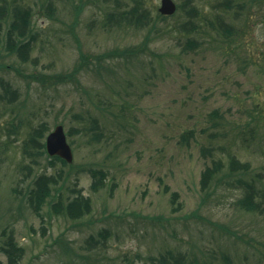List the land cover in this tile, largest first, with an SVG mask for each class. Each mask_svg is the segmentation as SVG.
Returning <instances> with one entry per match:
<instances>
[{
    "label": "rangeland",
    "instance_id": "rangeland-1",
    "mask_svg": "<svg viewBox=\"0 0 264 264\" xmlns=\"http://www.w3.org/2000/svg\"><path fill=\"white\" fill-rule=\"evenodd\" d=\"M0 1L30 7L35 33L22 60L5 48L12 17L1 21L0 245L11 231L23 249L17 264H158L167 252L186 264H264V216L237 204L249 183L264 204V0H188L197 16L174 0L182 7L165 20L155 17L160 0H141L155 19L138 30L100 26L104 12L131 0H82L77 19L66 0L51 17L53 0ZM143 41L139 56L97 65L101 53ZM81 55L87 66L74 71ZM55 74L71 76L56 83ZM5 82L16 96H3ZM58 123L69 131L71 165L33 163L24 140ZM202 147L225 173L230 155L249 168L202 191ZM89 169L105 172L104 186L92 188ZM43 172L55 182L38 215L27 196ZM77 189L90 198L88 213L72 219L53 209Z\"/></svg>",
    "mask_w": 264,
    "mask_h": 264
},
{
    "label": "trees",
    "instance_id": "trees-1",
    "mask_svg": "<svg viewBox=\"0 0 264 264\" xmlns=\"http://www.w3.org/2000/svg\"><path fill=\"white\" fill-rule=\"evenodd\" d=\"M56 1L61 0H53L50 1V4L47 3V11L51 17L53 13L56 11L55 3ZM69 4H71L72 9L74 10V19H77L79 13L82 11V6L84 2L82 0H66ZM132 5L129 6L125 4L123 7L118 9H109L104 12L103 17L100 22V26L104 29H123L132 27L136 30L143 29L144 27L149 26L154 23L155 17L157 19L165 20L169 16L161 15L158 12L155 14V17L151 15V11L147 7L141 6V0H131ZM186 0L185 3H187ZM229 2L231 0H228ZM226 3H221L225 7H230V3L225 1ZM190 1H188L189 5ZM181 4L177 5V12L181 8ZM52 11V12H51ZM186 12L188 14H194L197 16L199 14L197 8L194 5H189ZM11 16L12 19L8 23L6 34H5V48L10 53H16L20 56L22 60L28 59V54L30 52L32 42L35 39V33L33 31V21H32V13L30 7L22 6L21 4H14L13 6H9L8 3L0 1V25L1 21H7V18ZM191 27L195 26V23L190 20L187 21ZM211 24H213L211 22ZM221 24V32L229 38L233 35V30L231 26L225 24V22L220 21ZM236 32V30H235ZM237 33V32H236ZM147 40L148 35L145 36ZM230 39V38H229ZM147 41H143L140 45L131 47L126 46L123 48L116 47L104 53L98 55L97 65H102V63L106 61H110L116 58L121 59H131L134 56H139L140 51H142L145 46H147ZM87 57L81 55L80 65L75 67V70H78L80 66H87ZM72 74V73H71ZM71 74H55L52 77L53 82L61 83L70 78ZM36 79H42L38 75H32ZM3 96L6 93L12 94L16 96V91L13 90L10 85L5 82L3 83ZM255 109L254 115L258 117V121L262 118V112L259 111V107L254 105ZM262 110V109H261ZM264 115V114H263ZM258 122V123H259ZM95 126H98L97 124ZM48 131V127L40 126L38 128L32 129L29 133V136L23 142V152L26 156L30 157V160L33 163L38 164V159L42 156H46L49 158V163H53V161H60L64 165H71L65 162L63 159L58 156H48L45 151L44 144V135ZM69 133V131H67ZM192 131H185L182 134V138L187 140L189 136H192ZM202 155L205 156L209 153V162H207L200 174V189L202 191L208 190L211 185L215 182L218 183L222 180L223 177H226L229 174L236 173L237 171H247L249 165L247 162L239 161L235 156L230 155L229 158V172L225 173L224 170L225 164L221 158H215L212 150L208 147L201 148ZM29 170L31 167H27ZM220 172H223V176H218ZM89 173L92 177V188L94 190L99 187L104 186V175L105 172L100 169H89ZM242 182L241 180H239ZM55 182V178L52 175L47 174L46 172L40 173L32 178L31 186L28 190L27 201L32 206L34 212L40 215V209L45 203L46 199L50 195V186ZM227 182V181H226ZM246 189L244 190V194L237 200V204L247 210L260 213L264 216V204L258 198V193L255 187L249 183L245 184ZM165 190H168V186L164 185ZM177 198V192L172 191L170 194L171 203L174 204L175 199ZM52 207L56 211H60L61 213L69 216L72 219L79 218L82 215L88 213L90 211V198L84 195L80 189L76 190V194L68 197L65 202L56 201L52 204ZM176 207V206H175ZM5 233V241L4 245H0V252L6 256V262L4 263L0 259V264H17L18 260L22 256V247L15 239L13 233L10 231L9 233ZM100 234V233H99ZM92 244L99 243L98 239H95L93 236L89 238ZM158 264H186L184 260L183 254H173L171 252H167V254H161L158 257Z\"/></svg>",
    "mask_w": 264,
    "mask_h": 264
},
{
    "label": "water",
    "instance_id": "water-1",
    "mask_svg": "<svg viewBox=\"0 0 264 264\" xmlns=\"http://www.w3.org/2000/svg\"><path fill=\"white\" fill-rule=\"evenodd\" d=\"M164 15H170L176 10V4L173 0H161L158 8ZM46 151L49 155H57L66 161L72 160V151L67 143L65 132L61 124L55 125L45 139Z\"/></svg>",
    "mask_w": 264,
    "mask_h": 264
}]
</instances>
